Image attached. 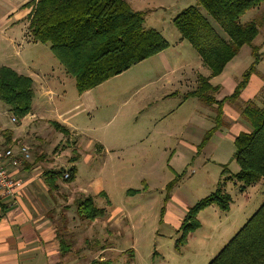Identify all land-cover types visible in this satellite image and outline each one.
I'll use <instances>...</instances> for the list:
<instances>
[{
    "label": "rangeland",
    "instance_id": "obj_1",
    "mask_svg": "<svg viewBox=\"0 0 264 264\" xmlns=\"http://www.w3.org/2000/svg\"><path fill=\"white\" fill-rule=\"evenodd\" d=\"M124 1L132 11L143 13V27L156 30L167 47L162 55L149 57L90 91L89 102L84 105L89 115L85 111L78 115L75 120L78 130L69 137L75 148L76 144L82 147L70 154V158L78 160L77 172L73 185L64 188L75 190L78 202L86 198L83 190L88 188L95 207H107L108 198L110 210L121 208L127 212V218H120L117 226L105 222L106 218L96 219L95 237L87 244L94 253L91 264L99 262L101 256L96 254L105 247L112 248L103 256L111 264L130 263L132 258L119 252L132 249L136 252L132 264H208L264 202V180L247 186L237 181L234 175L239 166L233 157L234 137L252 130L242 115L246 102L251 101L258 108L264 106V22L258 24V35L252 42L259 47L258 74L252 87L244 90L237 101L225 103L224 128L216 129L214 107L187 95L200 86L202 79L213 87L223 83L226 91L230 85L236 86L253 61L251 48L243 46L219 75L211 77L209 69L174 24L184 9L195 6L216 33L227 39L208 13L197 5V0ZM263 13L264 4H261L247 12L241 22L259 19ZM18 44L22 51L18 57L23 62L25 58L29 63L33 60L39 73L48 76L62 72L49 44L20 41L16 44L18 49ZM64 84L62 96L59 95L63 106L71 112L77 111L74 78L67 77ZM215 97L220 101L218 98L222 100L226 96L219 89ZM0 107L2 122L11 127V116L1 101ZM16 120L15 125L19 124ZM50 128L51 125L47 131ZM205 134L208 140L197 153ZM37 136L49 140L44 130ZM20 138L17 140L22 141ZM98 142L103 143L104 149L94 154L93 146ZM40 144L33 141L31 150L43 147ZM65 144L61 141L62 147ZM92 156V163L85 159ZM62 160L69 163V159ZM96 185L102 188L105 197L94 194L91 188ZM62 195L66 197L63 192ZM217 195L229 198L228 209L208 206L187 222L189 228L199 223L197 228L186 233L179 230L189 208ZM81 218L77 212L74 228L77 235L73 242L78 253L83 247L79 243L84 233L81 228L86 225V220ZM65 241L69 244L68 239Z\"/></svg>",
    "mask_w": 264,
    "mask_h": 264
},
{
    "label": "trees",
    "instance_id": "obj_2",
    "mask_svg": "<svg viewBox=\"0 0 264 264\" xmlns=\"http://www.w3.org/2000/svg\"><path fill=\"white\" fill-rule=\"evenodd\" d=\"M261 4L264 0H197V5L208 13L227 39L216 33L198 7H187L174 19L181 37L191 44L211 77L219 75L243 46L251 48L253 61L232 94L217 101L214 95L220 88L202 79L200 86L187 95L208 107L215 106L216 129L224 125L223 105L237 101L251 77L258 74L259 47L252 42L258 35V24L264 22V13L261 18L246 23L241 22V18ZM31 5L32 39L49 44L50 52L65 73L74 78L78 94L99 86L167 47V42L156 30L143 27V13L132 11L124 0H32ZM33 97L30 77L0 66V101L10 108L16 119L29 114ZM242 115L252 130L234 138L233 157L239 166L234 177L247 186L264 180V106L258 108L247 101ZM51 125L58 127L54 122ZM208 137L205 134L196 148L197 153ZM211 205L226 210L229 198L217 195L189 208L180 230L186 233L197 228L199 223L189 228L187 222L193 219L192 215ZM77 207L81 219L93 221L103 216L91 197L79 201ZM97 264L111 263L103 260ZM208 264H264V202Z\"/></svg>",
    "mask_w": 264,
    "mask_h": 264
},
{
    "label": "crops",
    "instance_id": "obj_3",
    "mask_svg": "<svg viewBox=\"0 0 264 264\" xmlns=\"http://www.w3.org/2000/svg\"><path fill=\"white\" fill-rule=\"evenodd\" d=\"M31 2L32 0H0V66L10 67L17 73L30 77L33 81L34 91L31 110L29 114L19 120V124L15 125L17 121L12 122L9 117L13 125L7 127L0 118V141L6 145L22 143L29 148L31 153L29 162H25L17 168L9 167L8 169L11 177L19 184L16 194L14 196L0 195V264H91L94 253L91 248H87V244L95 237L93 226L98 220L95 219V222L85 221V227L81 228H84V233L79 238V243H82L83 247L78 253L73 242V238L77 235V230L74 228L77 226L78 201L75 190L64 187L73 185V179L77 172L75 164L78 160L70 158V154L75 149L78 151L82 148L77 144L76 148L70 144L69 137L78 130L75 120L78 115L86 112L84 105L89 102L92 89L77 94L78 104L74 107L77 111L71 112L70 109L64 108L63 99L59 96H62L64 82L69 77L65 71L63 72V67L60 66L63 70L57 72V75L52 72L47 76L45 72L39 73L36 68L38 65L33 60L29 63V60L25 58V62H23L18 57L22 51L21 45L18 44V49L16 44L20 41L32 45L42 44L34 41L31 37L29 29V16L33 8ZM158 55H162V52ZM254 77L255 75L251 77L245 91L252 87ZM218 85L220 92L225 96H229V92L234 91L236 87L230 85L229 91H226L223 83ZM218 100L221 99L218 98ZM224 105L223 124L226 122ZM4 107L11 115L10 108L5 104ZM0 109L2 108L0 107ZM51 122L56 123L58 127L52 126ZM49 125L51 128L47 131ZM222 128L224 125L220 127V129ZM41 130L45 131L49 140H44L45 136H37ZM2 132H5L7 136L2 135ZM54 136L55 138L51 140ZM19 137L23 142L17 140ZM33 141L41 143L40 146L43 145L37 149L39 152L31 150ZM61 141L66 143L63 147ZM102 144L98 142L93 146L94 154L102 152L104 149ZM83 150L86 151L85 148ZM62 159L64 162L69 159V163L64 164L61 162ZM85 159L91 162L93 156ZM66 171L69 173V178L63 179L62 174ZM91 189L95 195L105 197V192L99 185ZM62 192L66 194V197H63ZM83 192L87 194L86 198L90 197L88 188ZM106 204L107 207L98 208L103 211L102 218L107 219L105 222L117 226L120 218H127V212L121 208L110 210L111 204L108 198H106ZM183 221L184 218L182 223ZM66 239L69 242L67 245ZM111 249V247H105L97 252L96 256H101L99 261L105 260L104 253ZM119 253L128 254L132 258L128 264L134 262L136 252L133 249ZM88 258L90 259L88 260Z\"/></svg>",
    "mask_w": 264,
    "mask_h": 264
},
{
    "label": "built area",
    "instance_id": "obj_4",
    "mask_svg": "<svg viewBox=\"0 0 264 264\" xmlns=\"http://www.w3.org/2000/svg\"><path fill=\"white\" fill-rule=\"evenodd\" d=\"M10 119L16 122V118L11 114ZM31 160L29 148L21 143L16 145H6L0 141V195L14 196L19 188V184L11 177L8 169L17 168L25 162ZM63 179L69 178V173L63 174Z\"/></svg>",
    "mask_w": 264,
    "mask_h": 264
}]
</instances>
